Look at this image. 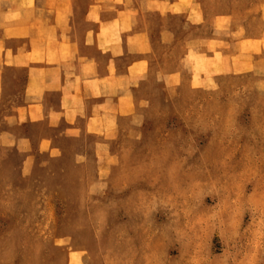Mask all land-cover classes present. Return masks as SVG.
I'll return each mask as SVG.
<instances>
[{
	"label": "rangeland",
	"instance_id": "rangeland-1",
	"mask_svg": "<svg viewBox=\"0 0 264 264\" xmlns=\"http://www.w3.org/2000/svg\"><path fill=\"white\" fill-rule=\"evenodd\" d=\"M129 1L154 57L120 113L0 98V264H264V0Z\"/></svg>",
	"mask_w": 264,
	"mask_h": 264
},
{
	"label": "crops",
	"instance_id": "crops-1",
	"mask_svg": "<svg viewBox=\"0 0 264 264\" xmlns=\"http://www.w3.org/2000/svg\"><path fill=\"white\" fill-rule=\"evenodd\" d=\"M156 2L174 13L173 1ZM129 4L0 0V98L12 100L16 121L48 128L125 108L127 84L139 82L154 57L150 31ZM171 40L166 28L161 41Z\"/></svg>",
	"mask_w": 264,
	"mask_h": 264
}]
</instances>
